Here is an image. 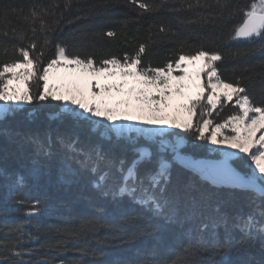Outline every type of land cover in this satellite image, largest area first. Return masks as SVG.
Returning <instances> with one entry per match:
<instances>
[{"label":"trees","instance_id":"obj_1","mask_svg":"<svg viewBox=\"0 0 264 264\" xmlns=\"http://www.w3.org/2000/svg\"><path fill=\"white\" fill-rule=\"evenodd\" d=\"M67 2L0 0V61L21 58L18 48H27L33 38L29 22L22 17L33 6H39L36 11L54 28L44 32L39 21L34 25L38 44L34 54L38 55L44 46L45 36L49 40L44 46L43 66L55 58L57 45L64 46L70 56H92L97 68L101 60L111 55L121 59L125 54L135 56L138 44L149 42V37L142 66H164L177 59L182 48L194 51L203 46L221 54L222 59L215 62L221 79L239 81L254 104L264 105V42L230 38L252 0H199L203 5L200 7L195 6L197 0H138L153 5L152 11L141 10L131 0H70L66 8ZM189 3L194 7L189 9ZM9 6L22 8L23 13L8 11L5 20ZM41 9L50 14L45 15ZM13 28L24 29L28 39H17L11 34ZM109 31L116 35L109 37ZM30 83L35 91L34 82ZM238 112L234 102L228 101L214 112L194 116V122L206 115L216 125ZM174 135L185 141L182 154L197 160L219 159L203 140L190 132ZM58 136L66 139L78 136L80 147L87 149L100 144L105 149L111 148L117 156L132 158V143L101 137L87 122L66 114L58 101H33L4 116L0 119V253L22 259L24 264H139L140 261L163 264L196 243L193 225L167 224L127 197L102 194L93 187L94 175L71 159L82 156L64 147ZM37 141L50 143L51 154L40 152ZM135 144L146 146L142 140ZM230 164L242 175L248 172L242 158ZM19 177H23L22 183L18 182ZM185 186L214 193L204 208L205 216L212 215L217 204L229 218L252 211L248 192L215 186L201 172L174 161L170 187ZM34 207L39 208V216L27 218L26 214ZM215 235L223 243L225 228L219 227ZM232 235L242 239L238 231ZM17 242L19 247L15 250L21 251L22 257H13L8 251ZM249 243V247H237L229 254L230 264H264V238L255 236ZM189 259L203 264L219 261L221 256L213 250Z\"/></svg>","mask_w":264,"mask_h":264},{"label":"snow or ice","instance_id":"obj_2","mask_svg":"<svg viewBox=\"0 0 264 264\" xmlns=\"http://www.w3.org/2000/svg\"><path fill=\"white\" fill-rule=\"evenodd\" d=\"M131 2L135 4L138 0ZM69 3L70 0L64 6L67 8ZM195 6L203 5L197 0ZM37 7L33 6L30 13L22 17L29 22L33 38L27 48H18L21 58L0 61V103L4 105L0 113L12 111L13 105L50 99L63 103L64 110L74 116L96 118L91 123L102 129L101 135L105 137L111 134H115L117 139L125 137L126 133L132 131L133 125L149 126L147 129L137 128L138 132L161 135L167 128H172L190 132L197 139L207 140L213 145L232 149L233 152L227 155L245 154L251 161L250 170L245 174L225 167L205 174V178L213 185H227L248 192L252 211L229 218L217 204L213 214L205 216L204 208L214 193L193 190L191 186L170 187L173 163L178 157L166 155L167 141H161L159 147L150 149L135 144L134 137H127V142L133 144L132 158L128 159L117 156L111 148L105 149L100 144L87 149L80 147L78 136L67 139L57 137L64 147L82 156L71 159L94 175L93 187L102 194L113 198L127 197L161 217L167 224L193 225L196 243L183 248L175 259L166 260L163 264H199L189 257L213 250L221 256V260L205 261L203 264H230L227 257L237 247H249V242L255 236L264 238V132L256 137V132L264 129V105L254 104L247 94V88L241 86L239 81L226 82L221 79L220 70L215 64L222 59L221 54L203 46L194 51H184L182 48V54L164 66H142V55L147 52L151 40L149 37V42L138 44L135 56L125 54L121 59L111 55L99 62V68L94 67L92 56H70L61 45L56 46L55 58L43 66L44 46L49 40L45 36L44 46H41L38 55L34 54L38 47L34 25L39 21L40 30L44 32L54 31V28L41 18ZM138 7L143 11L153 10V5L146 2H139ZM193 7V4H188L189 9ZM8 11L23 13L22 8L9 6L4 13L5 20ZM41 11L45 15L50 14L46 9ZM243 16L230 38L243 41L259 39L264 42V0H252ZM160 31L164 32L165 29L161 27ZM11 34L20 41L28 39L24 29L13 28ZM4 35H8V32ZM107 35L114 37L116 33L109 31ZM173 65L180 70V74L173 75ZM30 82H34L35 91ZM234 97L239 112L216 124L211 135L205 136L211 121L201 119L194 123L193 117L202 115L208 106L215 109L218 104L232 101ZM181 117L186 118L182 120ZM229 126L231 133L221 131ZM37 144L40 152L51 154L50 143L37 141ZM18 182L22 183L23 177H19ZM37 213L39 208L34 207L29 215ZM221 226L226 230L223 243L215 235ZM159 228L157 225L156 230ZM233 231L240 232L242 239L237 240L232 235ZM18 247L17 242L8 249L13 257H22V252L15 250ZM78 250L85 252L84 249ZM0 256H3L0 264H24L22 259H13L3 253ZM139 264L150 262L140 261Z\"/></svg>","mask_w":264,"mask_h":264},{"label":"rangeland","instance_id":"obj_3","mask_svg":"<svg viewBox=\"0 0 264 264\" xmlns=\"http://www.w3.org/2000/svg\"><path fill=\"white\" fill-rule=\"evenodd\" d=\"M174 69L175 66L173 65ZM180 74V70L179 69H175L173 72V75H177ZM230 102H234L235 104V97L233 98L232 101ZM228 103V101H225L223 104ZM27 103L24 104H20L18 106L13 105L12 106V111L9 112H4V113H0V119H2L4 116L11 114L13 111H15L16 109L24 106ZM63 104V103H62ZM221 104H218L216 106V108L218 106H220ZM236 105V104H235ZM237 106V105H236ZM4 105L2 103H0V108H3ZM238 107V106H237ZM215 109H212L211 106H208V110L204 112V114H208L209 112H214ZM239 108V107H238ZM63 109H65V106L63 105ZM64 112L70 116H72L73 118L80 120V121H85L88 124H90L92 126L93 131L97 132L100 134L101 137L106 138V139H116L115 134H111L109 137H105L103 135H101V132L103 131L102 129H99L97 127H95L91 121L95 120L96 118H88V117H77L72 115L71 113L67 112L64 110ZM186 117H181V119H185ZM201 119H208L207 116L205 115L204 117L202 116ZM199 119V120H201ZM199 120H196V122H198ZM193 122H194V117H193ZM194 122V123H196ZM106 123V122H105ZM215 126L212 122L209 124L208 128L205 130V136H210L212 131L215 129ZM149 126H143V125H133V129L132 131L128 132L125 134V137H121L119 139L127 141V137H134V142L138 141V140H142L143 142H145L146 146L144 147H151L152 149L157 148L160 146V142L161 141H167V145H165V147L167 148V152L166 155L169 156H177L178 158L175 160L176 162L185 165L187 167H190L196 171H199V165L200 163L205 160H197L194 159L190 156H186L184 154L181 153V149L185 146V141L179 139L176 135H174V132H184L183 130L180 129H172V128H167L165 130V133L163 135L159 134V133H149L148 131H145L143 133L136 131L137 128H145L147 129ZM222 132H224L225 134L231 133V126L221 129ZM262 132H264V129L258 130L256 132V137H259ZM219 138V137H218ZM205 142V144L208 145V148L211 150L212 153H214L219 159H209V160H225L227 162H231L232 160H235L237 158H242L244 160V164L248 167V171L249 169V165L251 164L250 159L242 153H236L235 155H227L228 153H232L233 150L223 147V146H218V145H213L210 142H208L207 140H203ZM254 167V165L252 166Z\"/></svg>","mask_w":264,"mask_h":264},{"label":"water","instance_id":"obj_4","mask_svg":"<svg viewBox=\"0 0 264 264\" xmlns=\"http://www.w3.org/2000/svg\"><path fill=\"white\" fill-rule=\"evenodd\" d=\"M225 167L231 168L233 171L237 172L234 169V167L229 162H227L225 160H209V159H205V160H203L200 163L199 172H201L202 175H203V178L206 179L205 178V174L210 173V172L220 171V170H222ZM237 173H239V172H237ZM206 180L211 183L210 180H208V179H206ZM215 186H227V185H215ZM29 213L26 214L27 218H32V217H38L39 216L38 213L34 214V215H29Z\"/></svg>","mask_w":264,"mask_h":264}]
</instances>
